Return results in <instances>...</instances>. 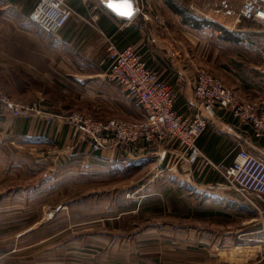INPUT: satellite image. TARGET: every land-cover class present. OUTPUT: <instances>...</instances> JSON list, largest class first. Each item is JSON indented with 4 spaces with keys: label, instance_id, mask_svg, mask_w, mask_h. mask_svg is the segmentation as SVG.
I'll return each mask as SVG.
<instances>
[{
    "label": "crops",
    "instance_id": "1",
    "mask_svg": "<svg viewBox=\"0 0 264 264\" xmlns=\"http://www.w3.org/2000/svg\"><path fill=\"white\" fill-rule=\"evenodd\" d=\"M38 2L0 0V79L15 98L26 97L28 79L21 72L35 70L64 91L61 99L46 94L41 102L60 101L65 108L103 103L140 119L141 106L108 75L106 46L112 39L119 48L142 53L159 80L179 90L174 105L179 114L190 118L202 111L208 126L197 139L203 156L191 163L176 142L141 140L101 150L89 140L62 145L34 115L0 114V264H264V194L237 191L216 168L232 163L240 146L264 153V137L229 110L194 102L201 68L243 99L264 94L258 71L264 24L240 15L241 0H144L146 13L132 16L124 13V0H66L72 14L50 34L30 18ZM76 94L81 100L75 101ZM46 146L53 152H44ZM110 173L113 180L127 177L128 184L120 188L114 181L112 189L85 195L111 200L100 211L112 215L142 212L150 218L147 225L127 224L123 234L112 225L115 234H90L83 223L56 222L77 205L70 201L73 184L104 181ZM62 184L69 201L56 205ZM48 208L53 214L45 217Z\"/></svg>",
    "mask_w": 264,
    "mask_h": 264
},
{
    "label": "built area",
    "instance_id": "2",
    "mask_svg": "<svg viewBox=\"0 0 264 264\" xmlns=\"http://www.w3.org/2000/svg\"><path fill=\"white\" fill-rule=\"evenodd\" d=\"M240 14L249 20L264 24V0H241ZM135 12L145 14L147 2L133 1ZM72 14L66 0H39L30 18L50 34L58 33ZM158 20H163L157 15ZM107 53L112 62L109 77L131 101L142 108L140 119L110 118L107 121L74 110L65 116L77 130L81 140H89L97 149L107 144L176 142L184 146L191 163L203 156L198 137L206 130L208 118L202 111L193 117L179 114L174 105L179 90L159 80L155 67L133 47L119 48L112 39L107 42ZM262 63L258 70L264 80V47L260 49ZM194 102L199 108L212 110L224 108L241 121L250 122L258 136L264 137V94L243 99L212 71L201 68L194 82ZM12 116L34 115L38 122L50 123L54 114L48 115L30 102H21L7 94L0 85V113ZM61 117V116H60ZM167 149L160 152L159 161L166 157ZM224 183L241 192L264 194V153H254L240 146L232 163L216 165Z\"/></svg>",
    "mask_w": 264,
    "mask_h": 264
},
{
    "label": "rangeland",
    "instance_id": "3",
    "mask_svg": "<svg viewBox=\"0 0 264 264\" xmlns=\"http://www.w3.org/2000/svg\"><path fill=\"white\" fill-rule=\"evenodd\" d=\"M1 73H3V71L0 70V75H1ZM41 73L42 72L35 71V70H27V71H25V73H24V71L21 72V74L28 79L27 80L28 85L25 88H23V90H26L25 99H17L15 97H13V95L9 91V88L5 85L4 81H2L1 79H0V81H1L0 85H2L3 88L5 89V91L8 92V95L15 98L16 100L21 101V102H23V101L24 102H30L31 104H34V105H35V103H37L36 106L40 107L48 115L54 114V117H53L54 120L50 121V123L45 122L46 124H43V125L40 123L39 127L45 128L47 126L49 131L54 130V134L56 133L54 138L56 139V141L58 140L59 142H61L62 145L68 144L67 142H70V141L72 142V144L79 143L80 140L82 139V138L80 139V137H78V132L75 129V127H73V130H72L73 125H71L65 119V116L67 114H69L71 111L77 110V111L83 112V114L92 115L94 117H97V119H101L104 121H107L110 118L135 119L132 116L126 114L124 110H121V109L118 110V108H113V107L107 106L106 104H103V103L92 102L91 105H89L88 107H85V108H81V107H78L75 105L72 106L73 104H71V105H69L68 108H65L63 103H59L60 101L52 102V103L41 102L43 99H48L46 94L51 95L52 98H58V99H61V98H59L60 96H58V94L64 95V91L61 88L53 86L54 84H51L52 83L51 79H48L47 77L40 78ZM42 80H44V82H46L48 85H52L53 88L45 87V84L43 86L41 84V83H43ZM14 82L15 81L13 80L12 83H14ZM9 83H11V82H9ZM12 87L16 88V86L13 84H12ZM57 91H58V93H57ZM74 98H75V101L81 100V99H79V98H81V96L79 94H76ZM84 99L86 102L87 98H84ZM42 105L51 106L52 109L51 108H42ZM7 114L9 115L10 113L6 112V115ZM60 116H62V117H60ZM60 121L64 122L65 127L63 128V130H62V127H63L62 125L60 127L58 126L60 124ZM36 123H38V122L36 121ZM36 126H37V124H36ZM58 128H60V131L57 130ZM70 131H71V133H70ZM69 133H70V136H69ZM60 140H62V141H60ZM91 145H92L93 149L101 150V148L97 149V148H95L96 146L93 147V144H91ZM22 148H23L24 153L30 154L29 146H24ZM44 148H45L44 152H47V151L53 152V151H51L52 150L51 147L46 146ZM64 148H65V146H64ZM70 153L71 152H68V154H70ZM66 156L67 155H65V157ZM113 179H114V174L112 175L110 173L107 176V179H106V177L104 178V181L99 178V179H97L98 181H96L95 179H92L93 181L91 183L89 182V184H86V185H84L83 183L76 184V185L73 184V188H71V190H70V193H71L70 201H73V202L75 201V203L77 205H72L70 207L68 214H66L65 217L63 216L61 219L56 218V222L62 223V224L71 223V225H77V223L80 225L83 223L84 225H86L85 229H87L88 233H90V234H92V233L93 234L106 233V231H108L107 234H111V232H113V234H115L116 231H115V229L113 230L111 228L112 225H116L117 229L120 228V229H118L120 234L125 233L124 228L126 227L127 224H132L134 222V223L140 224L141 226L147 225L150 221V218L148 215L142 214V212L137 213L136 210L132 209L131 212H129L128 210H124L120 214L113 213V215H112L111 210L107 209L108 210L107 212L106 211L105 212L100 211V209L102 208V205H103V207L109 206L108 204H111V200H109V199L101 200L100 198H94V197L90 198L88 195H85V193L87 194V192H92L93 194H95L96 190L103 189V187H104V190H106L108 188L112 189L113 188L112 185L117 186L116 182H114V181H118V182L120 181L119 182V184L121 186L120 188H123L122 186H126V184H128V178L127 177H123V178H120L117 180H113ZM77 183H79V182H77ZM64 186H65V184H62L58 188L59 189V195H57V198H56V205H59L60 203H64V202L69 201L68 198H66V201H65L64 192H65L66 188H64ZM115 188H117V187H114V189ZM82 192H84V194L80 195ZM66 194H68V193H66ZM78 197H79V200H77ZM118 201H122V200H118ZM52 214H53V211L51 208H48L44 211L45 217L50 216ZM123 224H124V226H123ZM109 237H111V235Z\"/></svg>",
    "mask_w": 264,
    "mask_h": 264
},
{
    "label": "water",
    "instance_id": "4",
    "mask_svg": "<svg viewBox=\"0 0 264 264\" xmlns=\"http://www.w3.org/2000/svg\"><path fill=\"white\" fill-rule=\"evenodd\" d=\"M124 13L126 14V16H131L135 13V5L133 3V1H130V7L127 5Z\"/></svg>",
    "mask_w": 264,
    "mask_h": 264
},
{
    "label": "bare ground",
    "instance_id": "5",
    "mask_svg": "<svg viewBox=\"0 0 264 264\" xmlns=\"http://www.w3.org/2000/svg\"><path fill=\"white\" fill-rule=\"evenodd\" d=\"M132 16V15H131ZM106 44V43H105ZM118 46V45H117ZM107 47V46H106ZM119 47V46H118ZM123 48V47H122ZM109 58V57H108ZM110 69V68H109ZM109 71V70H108ZM199 71V70H198ZM259 71V70H258ZM197 75V74H196ZM1 82V81H0ZM230 87V86H229ZM7 94H8V92H7ZM14 97V96H13ZM241 97V96H240ZM133 102V101H132ZM37 103H35V105H36ZM135 104V103H134ZM138 106V105H137ZM40 108V107H39ZM42 108H44V107H42ZM142 109V108H141ZM45 110V109H44ZM48 110V109H47ZM46 110V111H47ZM49 111V110H48ZM204 111V110H203ZM72 112V111H71ZM141 115V114H140ZM32 116V115H31ZM18 117V116H17ZM22 117V116H21ZM62 117V116H61ZM207 117V116H206ZM208 118V117H207ZM104 119V118H103ZM51 121V120H50ZM254 128V127H253ZM145 141V140H144ZM146 142V141H145ZM90 143V142H89ZM135 144V143H134ZM129 145V144H128ZM107 146V145H106ZM121 146V145H120ZM124 146V145H123ZM130 146H131V144H130ZM94 147V146H93ZM184 147V146H183ZM125 148V147H124ZM110 149V148H109ZM114 149V148H113ZM96 150V149H95ZM249 151V150H248ZM109 152H111V150H109ZM111 154V153H110ZM160 157V156H159ZM238 191V190H237Z\"/></svg>",
    "mask_w": 264,
    "mask_h": 264
},
{
    "label": "trees",
    "instance_id": "6",
    "mask_svg": "<svg viewBox=\"0 0 264 264\" xmlns=\"http://www.w3.org/2000/svg\"><path fill=\"white\" fill-rule=\"evenodd\" d=\"M167 2H172V0H167ZM173 8L175 9V11L179 12V13H182L183 10L181 8H179L178 6L174 5L173 4Z\"/></svg>",
    "mask_w": 264,
    "mask_h": 264
},
{
    "label": "snow or ice",
    "instance_id": "7",
    "mask_svg": "<svg viewBox=\"0 0 264 264\" xmlns=\"http://www.w3.org/2000/svg\"><path fill=\"white\" fill-rule=\"evenodd\" d=\"M124 3L130 7V0H124Z\"/></svg>",
    "mask_w": 264,
    "mask_h": 264
}]
</instances>
